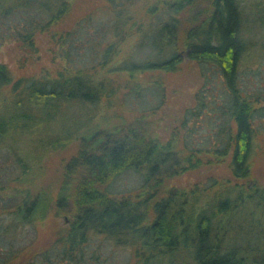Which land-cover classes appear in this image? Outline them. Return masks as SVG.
Returning a JSON list of instances; mask_svg holds the SVG:
<instances>
[{"label":"trees","instance_id":"1","mask_svg":"<svg viewBox=\"0 0 264 264\" xmlns=\"http://www.w3.org/2000/svg\"><path fill=\"white\" fill-rule=\"evenodd\" d=\"M138 1L106 0L113 13L110 33L92 44L91 63L13 79L0 61V264H114L111 250L100 251L97 240L129 250L123 264H245L241 244L264 237V188L251 173L255 156L264 161V0H157L161 7L148 4L143 14L135 10ZM71 2L0 0V46L13 41L32 51L38 32L71 46L82 21L50 32ZM184 58L197 65L203 82L194 106L183 110L164 137L151 119L164 103V87L158 80L140 83L137 76L172 71ZM113 74L124 75L131 96L142 100L149 93L157 104L131 108L132 119L115 114L112 121L106 113L94 121L91 108L102 102L111 107L116 100L120 85ZM210 74L221 84L214 100L206 98ZM246 76L254 87L245 84ZM211 104L218 121L195 143L199 123L192 120ZM67 105L88 109L71 118L78 128L77 149L54 195L32 191L26 156L11 148L24 135L17 129L41 123ZM9 152L20 166L13 176L3 174ZM223 163L229 179L209 177L187 190L170 185L175 176ZM127 171L139 173V184L111 192V183ZM51 213L67 223L47 247H33V236L17 238V229L26 226L34 234Z\"/></svg>","mask_w":264,"mask_h":264},{"label":"rangeland","instance_id":"2","mask_svg":"<svg viewBox=\"0 0 264 264\" xmlns=\"http://www.w3.org/2000/svg\"><path fill=\"white\" fill-rule=\"evenodd\" d=\"M156 3L160 8L161 4L157 0H139L134 4L135 10L143 14L145 6ZM106 6L109 7L106 0H72L70 11L50 30V32L54 31L58 34L72 28L77 21H82L81 28H77V31H74L76 33L72 36L71 46L61 44L58 41V37L55 40H51L49 33L38 32L34 37L35 47L32 51H24L13 41L2 44L0 46V61L7 66L13 79L37 76L39 74L54 75L62 66L91 63L93 56H95L93 45L96 46L101 37L110 33L108 29L113 13ZM88 14H91L90 20L84 19L83 17ZM212 75H209L211 77L208 76L206 98L210 96L214 100V97L218 96V93L221 92V84L217 78V74ZM250 75L252 76V74ZM112 78L114 83L120 85L116 91V100L112 103L111 107L102 102L96 108H91L90 112L93 114L94 121H97L106 113L112 121H116L117 116H114L115 114H121L125 119H132L134 113L129 111L132 110L131 108L157 104L158 100L149 93L145 94L142 100L131 96L128 90L123 87L122 81L124 80V75L119 74L116 76L113 74ZM137 78L140 83L158 80L163 85L165 94L164 103L156 110L151 119L157 122L154 126L164 137L169 136L172 129L178 125L183 110L194 106L196 103L194 96L203 82L197 65L193 61L184 58L172 71H149L140 73ZM246 78L245 84H249L248 88L254 87L255 83L250 81L252 77L246 76ZM3 90V92H6L7 88ZM211 106V110L207 107L203 109L206 113L203 110L198 111L199 114L192 120H198L199 123L194 126L193 141L195 143L205 138L204 136L211 134L210 131L213 129L215 122L218 121L214 112L215 104H211ZM65 109H63L64 111L55 112L52 117L45 118L41 123L26 125L21 130L17 129V132L24 135L18 139L20 142L13 143L11 148L16 149L17 154L20 156H26L25 161H28L31 175L33 176L31 185L29 186L32 191L43 190L54 195L62 181L63 167L77 149L78 142L74 134L78 128L75 127L76 125L73 124L71 118L73 114L76 116L79 111H88V109L76 105H67ZM78 120L76 119V122H79ZM68 136L70 138L64 146L52 147L51 143L53 141L60 143ZM4 149L8 151L10 148L5 147ZM6 158L4 159L6 166L3 174L6 173L7 176L16 175L20 171L18 169L20 166L16 162L15 156L12 152H9ZM251 173L258 185L264 188V161L260 156H255L252 159ZM209 177L219 180L231 178L227 164L223 163L212 168L204 167L185 172L173 177L170 180V185L187 190L195 184L205 182ZM139 182V173L127 171L117 177L108 189L115 194H122L136 187ZM10 186L14 187L12 184ZM8 191L9 193L12 192V190ZM66 223L67 219L63 215L53 216L51 213L34 230V234L29 227L24 226L17 229L15 235L22 241H28L33 236L35 240L33 247L36 246V248L43 249L50 244L58 230L66 226ZM234 242H239V240L235 239ZM246 243H244L245 247L241 244L240 248L241 255L243 256L242 259L244 258L246 262L245 264H264V237L258 242L251 239L250 241H246ZM96 244L100 245V251L104 253H108L111 250L110 253L111 255L113 254L114 264H123L124 261L129 260L130 252L125 248L118 247L113 250L110 246L98 240Z\"/></svg>","mask_w":264,"mask_h":264}]
</instances>
